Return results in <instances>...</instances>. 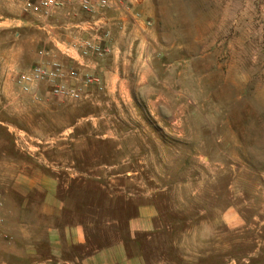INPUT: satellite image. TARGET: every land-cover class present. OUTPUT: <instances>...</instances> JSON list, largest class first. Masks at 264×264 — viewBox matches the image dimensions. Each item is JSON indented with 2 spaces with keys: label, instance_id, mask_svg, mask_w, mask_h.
Listing matches in <instances>:
<instances>
[{
  "label": "rangeland",
  "instance_id": "obj_1",
  "mask_svg": "<svg viewBox=\"0 0 264 264\" xmlns=\"http://www.w3.org/2000/svg\"><path fill=\"white\" fill-rule=\"evenodd\" d=\"M19 10L0 0V264L32 262L4 242L12 178L31 168L57 179L90 250L124 240L145 264H264V0H144L151 63L126 67L131 86L115 93L95 65L104 56L85 57L101 85L77 101L16 87L18 72L63 61ZM146 203L155 228L132 244L127 221ZM227 210L243 225L228 227Z\"/></svg>",
  "mask_w": 264,
  "mask_h": 264
},
{
  "label": "crops",
  "instance_id": "obj_2",
  "mask_svg": "<svg viewBox=\"0 0 264 264\" xmlns=\"http://www.w3.org/2000/svg\"><path fill=\"white\" fill-rule=\"evenodd\" d=\"M109 2L106 9L109 34L104 36L100 32L109 51L95 65L109 92L119 93L122 87L131 86L125 77L126 67H139L138 72H141L143 67L147 68L151 63L149 49L154 36L151 20L143 13L144 0ZM82 15L78 4L73 2L67 8L56 10L50 21L57 26L60 38L73 42L82 33L74 26ZM17 22L18 25L34 26L41 33L40 36L43 35L47 40L38 22L23 15L21 10ZM51 55L68 64H76L56 49ZM89 60L82 58L83 62L86 61L85 70L95 67L89 66ZM12 183V188L19 196L17 214L16 218L13 217L12 223L15 224L7 228L4 242L12 253L21 258H31L30 264H145L141 253L134 251L131 244L124 240H116L90 250L85 227L79 221L65 218V206L58 197L55 177L31 168L18 171ZM4 193L0 192L3 199ZM156 216L157 209L153 204L146 203L137 208L135 215L127 221L130 243L133 244L136 234H148L154 230ZM222 218L228 227L238 228L243 225L232 210L224 211ZM0 219L9 220L6 217Z\"/></svg>",
  "mask_w": 264,
  "mask_h": 264
},
{
  "label": "built area",
  "instance_id": "obj_3",
  "mask_svg": "<svg viewBox=\"0 0 264 264\" xmlns=\"http://www.w3.org/2000/svg\"><path fill=\"white\" fill-rule=\"evenodd\" d=\"M23 15L29 16L38 22L49 41L62 54L76 62L71 65L59 59L42 60L26 70L15 75L14 83L24 94L37 99V89L41 83L49 85L48 93L60 99L81 100L86 94L87 87L94 85L100 87L101 80L98 75L84 72L82 58L94 55L105 56L109 49L104 45L103 36L109 34V24L106 18V9L109 0H13ZM77 3L80 12L84 15L74 25L82 33L73 42L60 38L57 26L50 19L59 9L67 8L71 3ZM42 52L48 53L47 49Z\"/></svg>",
  "mask_w": 264,
  "mask_h": 264
},
{
  "label": "trees",
  "instance_id": "obj_4",
  "mask_svg": "<svg viewBox=\"0 0 264 264\" xmlns=\"http://www.w3.org/2000/svg\"><path fill=\"white\" fill-rule=\"evenodd\" d=\"M105 245H106V244H105ZM99 247H101V246H97V247H95V248H99ZM95 248H94V249H95ZM94 249H93V250H94Z\"/></svg>",
  "mask_w": 264,
  "mask_h": 264
}]
</instances>
